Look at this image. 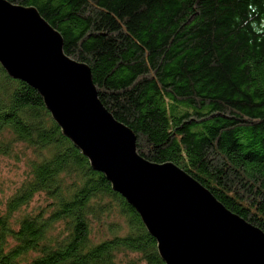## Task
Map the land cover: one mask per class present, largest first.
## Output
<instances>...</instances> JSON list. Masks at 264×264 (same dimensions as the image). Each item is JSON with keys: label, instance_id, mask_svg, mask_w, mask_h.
I'll use <instances>...</instances> for the list:
<instances>
[{"label": "trees", "instance_id": "16d2710c", "mask_svg": "<svg viewBox=\"0 0 264 264\" xmlns=\"http://www.w3.org/2000/svg\"><path fill=\"white\" fill-rule=\"evenodd\" d=\"M9 1L35 6L91 67L142 156L173 162L264 231V0ZM18 144L32 157L0 212V264H166L37 89L0 64V156ZM40 193L47 203L13 223Z\"/></svg>", "mask_w": 264, "mask_h": 264}, {"label": "water", "instance_id": "95a60500", "mask_svg": "<svg viewBox=\"0 0 264 264\" xmlns=\"http://www.w3.org/2000/svg\"><path fill=\"white\" fill-rule=\"evenodd\" d=\"M0 64L37 89L62 133L139 213L166 264H264V231L185 170L137 150V136L100 100L91 67L35 6L0 0Z\"/></svg>", "mask_w": 264, "mask_h": 264}, {"label": "rangeland", "instance_id": "374dc122", "mask_svg": "<svg viewBox=\"0 0 264 264\" xmlns=\"http://www.w3.org/2000/svg\"><path fill=\"white\" fill-rule=\"evenodd\" d=\"M30 157H32L31 151L28 150V148H26L22 144H18L16 146L13 154L9 156H0V212L1 213L6 212V204H7V200L11 197L10 195L16 191L15 190L16 187L21 186L26 176L25 168H27L28 159ZM46 203H47V199L44 198V195L41 193L37 194L30 203V205L25 210H21L13 214L12 216L13 223L18 224L19 219L24 217L26 214L35 213L38 210L39 206L40 207L44 206ZM101 235H102V230L96 227V224H94L93 234H92L93 239L97 240L100 237H102ZM101 239L102 238H100L99 240Z\"/></svg>", "mask_w": 264, "mask_h": 264}, {"label": "bare ground", "instance_id": "6f19581e", "mask_svg": "<svg viewBox=\"0 0 264 264\" xmlns=\"http://www.w3.org/2000/svg\"><path fill=\"white\" fill-rule=\"evenodd\" d=\"M29 205H30V204H29ZM29 205H28V206H29ZM28 206H25V207H23L22 209L25 210Z\"/></svg>", "mask_w": 264, "mask_h": 264}]
</instances>
